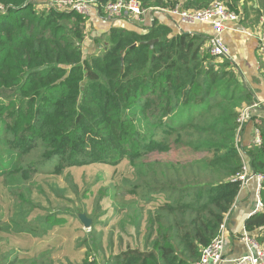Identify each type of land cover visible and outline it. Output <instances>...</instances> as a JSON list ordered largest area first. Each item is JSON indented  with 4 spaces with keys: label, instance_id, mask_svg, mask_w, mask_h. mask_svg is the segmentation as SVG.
Instances as JSON below:
<instances>
[{
    "label": "trees",
    "instance_id": "obj_1",
    "mask_svg": "<svg viewBox=\"0 0 264 264\" xmlns=\"http://www.w3.org/2000/svg\"><path fill=\"white\" fill-rule=\"evenodd\" d=\"M30 1L0 0V92L13 93L0 100V177L30 174L56 159L59 174L66 163L116 165L188 148L204 153L203 160L166 164L161 188L131 185L140 195L115 216L125 208L123 220L143 236V248L137 241L134 248L117 246L104 264H195L225 224L243 164L263 178V210L244 228L264 247V122L254 125L261 146L240 148L237 110L251 99L201 53L204 40L173 36L156 22L145 34L111 28L102 54L84 58L87 18L38 10ZM79 1L102 7L117 0ZM137 1L165 11L219 1L237 15L240 0ZM152 40V47L145 44ZM0 264L41 263L4 257ZM81 264L99 263L86 256Z\"/></svg>",
    "mask_w": 264,
    "mask_h": 264
},
{
    "label": "rangeland",
    "instance_id": "obj_2",
    "mask_svg": "<svg viewBox=\"0 0 264 264\" xmlns=\"http://www.w3.org/2000/svg\"><path fill=\"white\" fill-rule=\"evenodd\" d=\"M84 52L83 57H88V51ZM10 97L12 92H0V100ZM198 136L210 138L206 133ZM1 147L8 148L2 143ZM204 156L188 148H173L135 161L123 159L116 165L66 163L59 174L54 171L56 159L30 174L0 177V263L8 257L37 258L41 264H81L90 256L104 264L108 255L118 251L117 246L134 248L137 241L142 249L143 236L137 238L128 219L123 220L124 214L129 215L125 208L115 216L133 202L136 193L140 195L141 190L131 185L161 188L166 164L197 162ZM81 215L92 228L83 227Z\"/></svg>",
    "mask_w": 264,
    "mask_h": 264
},
{
    "label": "crops",
    "instance_id": "obj_3",
    "mask_svg": "<svg viewBox=\"0 0 264 264\" xmlns=\"http://www.w3.org/2000/svg\"><path fill=\"white\" fill-rule=\"evenodd\" d=\"M236 16V20L227 21L224 24L225 29L222 33V42L227 48L228 56L224 58L212 57V64L216 69L228 71L251 99V103H243L237 111L239 117L247 111L250 118H255L254 122L249 119L243 125L238 140L240 148H252L254 125L255 123L261 124L262 120L264 122V57L258 50V37L264 33V0H240ZM154 22L168 27L173 36L189 34L200 37L204 40L201 53L211 56L208 50V40L214 32L210 26L181 22L168 11L160 9H148L140 21H136L128 15L109 17L103 12L92 10L85 24V36L82 42L83 56L86 55L85 49L88 51V57L101 55L103 48L107 46L106 37L111 28L145 34ZM257 188L258 183L255 179L241 187L235 203L225 219L223 229L224 262L222 264H231L232 260L247 254L242 237L245 233H249L245 231L244 223L248 218L259 213L256 211Z\"/></svg>",
    "mask_w": 264,
    "mask_h": 264
},
{
    "label": "built area",
    "instance_id": "obj_4",
    "mask_svg": "<svg viewBox=\"0 0 264 264\" xmlns=\"http://www.w3.org/2000/svg\"><path fill=\"white\" fill-rule=\"evenodd\" d=\"M38 10H54L60 13L75 12L83 17L89 18L90 12L95 10L103 12L109 17H119L128 15L136 21L142 20L147 10L141 8L140 2L137 0H117L113 3H108L105 6L99 7L89 1L79 0H31L30 1ZM4 12V8L0 6V13ZM169 14L177 17L181 22L187 24H206L210 26L214 34L208 40L209 54L214 58H224L228 56L227 48L222 42V33L225 29L224 24L227 21L237 19V16L229 12L225 6L219 2H213L210 6L200 10H183L176 7L168 11ZM258 50L264 57V33L258 37ZM250 119V114L246 111L241 114L237 120L238 129L237 135L243 125ZM262 143L261 133L258 129H254L253 146L260 147ZM255 179L258 183L256 191V211L260 212L263 209V204L260 198L261 183L263 178L257 174L251 173L246 164H243L242 171L236 176V180L241 182V187L245 186L248 181ZM224 226L216 238H214L209 246L201 252L200 259L195 264H222L224 262ZM247 248V254L243 257L234 259L231 264H264V247L255 241L251 235L245 233L242 237Z\"/></svg>",
    "mask_w": 264,
    "mask_h": 264
},
{
    "label": "water",
    "instance_id": "obj_5",
    "mask_svg": "<svg viewBox=\"0 0 264 264\" xmlns=\"http://www.w3.org/2000/svg\"><path fill=\"white\" fill-rule=\"evenodd\" d=\"M155 42H156V40H152V41H149V42H147L145 44H147L150 47H152ZM79 220H80V222H81V224L83 225L84 228L88 229V228L91 227V222L85 216L81 215L79 217Z\"/></svg>",
    "mask_w": 264,
    "mask_h": 264
}]
</instances>
